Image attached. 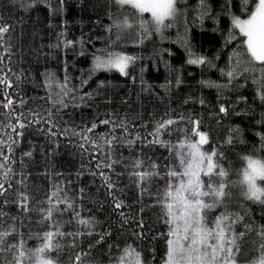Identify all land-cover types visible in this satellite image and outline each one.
<instances>
[{
    "label": "trees",
    "instance_id": "trees-1",
    "mask_svg": "<svg viewBox=\"0 0 264 264\" xmlns=\"http://www.w3.org/2000/svg\"><path fill=\"white\" fill-rule=\"evenodd\" d=\"M29 3L31 0H0V24L10 28L0 44V79L7 77L11 81L7 88L0 85V101L5 94L15 101L12 116L7 115L9 109L0 107V119L15 123V115L22 113L26 125L18 129L23 135L18 146H14L17 164L13 165L17 172L15 179H21L19 174L23 173L24 185L14 188L25 191L31 200L30 207L35 209L41 206L39 202L46 193L60 187L63 189L60 196L66 195L74 202L81 217L94 221L91 228H86L76 223L71 212L53 216V221L62 224L63 231L85 233L75 239L76 250L90 252L85 264H115L128 245L141 254L145 264H163L166 237L161 234L169 229L156 200L159 190L165 187L164 166L170 169L177 161L162 144H148L141 139L130 145L127 141L137 135L152 140L148 134L154 131L157 122L172 118L178 124L159 139L175 143L180 135L177 130H190L192 125L187 121L192 119L199 120L200 131L208 133L209 143L202 150L223 153L217 161L229 171L231 181H237L236 172L246 166L243 156L264 159L261 146L264 101L259 98L255 74L245 73L231 82L223 74L235 65L233 52L242 51V37L238 30L232 29L224 0H207L209 13L203 17L199 0H180L177 5L180 12L175 19L166 21L172 26L157 32L150 23L151 34L143 43L135 42V31L107 30L113 20L119 21L125 15L136 19L130 7L127 11L118 10L111 0H40L31 8L22 6ZM229 11L241 15L236 0ZM139 18L151 21L150 13ZM230 32L235 38L225 46ZM66 41L73 43L64 46ZM105 50L136 57L127 69V76L116 70H93L94 57ZM200 56L206 57L210 64L187 62ZM240 61L235 68L237 72L250 67L246 57H240ZM66 78L67 89L73 91L64 95L60 85ZM101 81L103 87L99 86ZM86 93H92L91 97ZM60 100L67 107H62ZM221 106L228 112H219ZM33 114L36 122L29 123ZM48 119L50 124L45 123ZM107 119L117 124L123 122L128 131L100 124ZM94 123L98 127L88 135L98 145L101 144L98 137L110 133L116 136L110 155L118 162L112 169L96 167L98 162H108L106 144L94 148L80 138L79 133ZM230 136L231 144L226 142ZM28 151L32 156L23 157ZM137 159L145 162L143 168L133 167ZM152 162L160 166L157 169L160 176L148 181L144 186L147 191H142L131 173L144 170ZM100 171L115 185L111 194ZM113 196L123 202L121 209L114 208ZM12 198L10 195L9 200ZM227 210L241 215L247 210L251 222L264 224V208L247 201L238 185L232 189ZM3 211L19 218L22 223L17 230L24 234L27 247L35 248L39 240L29 237L48 230L47 223L40 222V214L32 211L21 215L11 203ZM219 211L217 208L209 212L207 219L212 221ZM245 222H249L248 216ZM134 233L142 235L137 238ZM249 240H255L257 246L260 243L254 234ZM60 243L63 250L52 253L51 258L57 259L58 264H69L73 240L64 237ZM250 249L251 246L244 249L239 264H249L253 256Z\"/></svg>",
    "mask_w": 264,
    "mask_h": 264
},
{
    "label": "snow or ice",
    "instance_id": "snow-or-ice-1",
    "mask_svg": "<svg viewBox=\"0 0 264 264\" xmlns=\"http://www.w3.org/2000/svg\"><path fill=\"white\" fill-rule=\"evenodd\" d=\"M40 0H31V3L22 5L31 8L39 3ZM62 2V0H61ZM180 0H111L117 9L127 11L129 7L132 10V17L125 15L121 20H113L107 30L111 32L113 28L119 31H135L137 34L136 43H143L149 38L151 32L149 24L154 26L155 31L159 32L163 28L171 27V23H166L180 12L177 7ZM241 15H235L229 11L233 0H224V11L231 17V26L233 30H238L242 37L240 48L242 51H234L232 57L235 58V65L231 70L223 74L229 78V82L237 76L245 73L255 74L254 79L258 85L259 98L264 101V0H236ZM198 7L201 17L208 15L209 5L207 0H199ZM144 13H150L151 21L140 19ZM245 18H241V17ZM10 30L7 24H0V44L3 43L4 35ZM117 38H119L117 36ZM235 37L229 33V38L225 41V46L232 42ZM73 42L66 41L64 46H70ZM115 43V41H113ZM59 47V45H57ZM9 51V49H5ZM191 55V54H190ZM246 57L250 67L245 68L243 72H237L240 57ZM2 59V57H0ZM136 60V57L121 52L105 50L102 55L94 57V71L116 70L122 75H128V67ZM189 64H210V61L203 56L196 59H189ZM179 82V81H178ZM67 78L60 85L67 95L73 89H67ZM87 83V81H82ZM0 85L5 88L11 86V81L5 77L0 79ZM104 82L99 83L103 87ZM91 97L92 93L85 94ZM15 101L11 96L5 94V99L0 101V107L9 109L8 116L15 112L13 108ZM23 104V101H20ZM62 107H67L63 100L58 102ZM221 113H227L228 109L221 106ZM22 113H17L14 117L15 123H5L0 119V264H58L57 259L51 258L52 253H59L63 250L60 239L70 237L73 240V247L69 250V264H85L86 258L90 252L83 249L76 250L75 239L83 232H65L62 230V224L59 221H53L54 214L63 216L66 212H71L78 225H84L91 228L94 221L81 217L80 211L76 208L74 202L70 201L67 196H60L62 188L57 187L55 190L46 193L44 200L40 201L39 208H31V200L23 190L14 188V185H24L22 177L17 180V172L13 165L17 164L14 158L15 148L18 146L19 138L23 135L22 130L26 127L21 119ZM51 117V113H49ZM184 120V117H180ZM36 122V114H33V121ZM45 123H51V120H45ZM188 124L192 125L191 129H178L180 133L176 142L161 141V134H170L171 126L178 124V121L172 118L161 119L155 125L154 131L148 135L153 137L152 140L141 138L138 135L134 139L128 140V144H135L138 140L143 139L148 144H162L169 148L170 155L177 161V165L167 169L165 177V187L159 190L156 203L161 207L162 214L165 217V224L168 226V232L161 235L166 237V252L163 258V264H239L244 254V249L251 246L253 253L249 264H264V224H255L251 222L248 211L244 214L232 213L227 210V202L230 201L232 189L240 186V192L247 201L259 204L264 208V159L255 158L253 155L243 156L242 161L246 166L237 171L239 177L237 181L229 179L230 173L222 164L218 163L217 157H222L223 153H217L216 150L205 152L203 146L209 143L208 133L200 131V121L189 119ZM100 124L109 125L112 129L119 128L124 132L128 129L123 122L117 124L111 119L101 120ZM97 124H92L82 130L79 135L81 140L92 147H101L106 144L109 149L107 163L98 162L96 167L112 169L113 161L110 155L113 142L116 136L112 133L109 136L98 137L93 140L88 135L93 133ZM10 129V131H6ZM51 132V128L48 129ZM55 135V133H52ZM131 135V133H129ZM6 137V138H5ZM231 144V136L227 139ZM84 148V144L80 145ZM261 146L264 147V135L261 136ZM32 152H24L23 157L30 158ZM143 160H134L133 167L141 169L144 166ZM20 166H23V160H20ZM160 166L152 162L144 170H137L131 173L134 182L142 187V191H147L144 187L153 177L160 176L157 169ZM103 178L106 188L111 194L115 185L110 181V177L103 171L99 172ZM83 192V189L80 190ZM13 198L9 200V196ZM114 208L121 209L124 204L117 201L113 196ZM9 203L15 205L21 215L30 214L37 211L41 216V223H47L48 230L37 234L35 237H29L39 240L35 248L27 247L24 234L17 230V225L22 222L17 216H11L3 211L5 205ZM63 206V207H61ZM219 208V213L212 221L207 219L209 212ZM123 216V213L121 212ZM249 217V222H245V217ZM264 218V216H262ZM69 224L72 221H68ZM240 230H237V229ZM91 235V232L87 233ZM254 234L258 237L260 243L257 246L255 240H249V236ZM139 238L141 233H134ZM91 247V245L89 246ZM122 254L116 258L115 264H145L141 254L128 245L121 250Z\"/></svg>",
    "mask_w": 264,
    "mask_h": 264
},
{
    "label": "rangeland",
    "instance_id": "rangeland-1",
    "mask_svg": "<svg viewBox=\"0 0 264 264\" xmlns=\"http://www.w3.org/2000/svg\"><path fill=\"white\" fill-rule=\"evenodd\" d=\"M241 18H245V17H241ZM255 158H258V157H255Z\"/></svg>",
    "mask_w": 264,
    "mask_h": 264
}]
</instances>
